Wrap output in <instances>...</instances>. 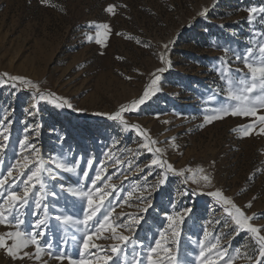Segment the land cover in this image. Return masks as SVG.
Listing matches in <instances>:
<instances>
[{"label": "rangeland", "instance_id": "rangeland-1", "mask_svg": "<svg viewBox=\"0 0 264 264\" xmlns=\"http://www.w3.org/2000/svg\"><path fill=\"white\" fill-rule=\"evenodd\" d=\"M49 2L56 7L40 0H0V178H7L5 194L8 188L22 194L23 181L30 174L28 169L17 165L13 168L15 183L9 182V168L17 160L22 161L24 155L31 158V152L19 144L25 135L40 149L47 169L42 202L47 209L37 208L36 195H30L28 205L9 218L20 216L24 220L21 230L31 232L34 222L46 217L48 227L41 230L47 235L38 238L40 242L50 241L51 251L57 252L68 241L69 255L81 259L84 225L73 221L83 220L86 201L72 196L67 189H92V179L100 171L102 177H111L98 182L101 190L110 193L106 205L109 201L111 204L97 218L102 220L108 211L112 212L110 222L114 223L144 218L136 226L135 245L129 243L108 264H133L136 259L148 264L149 247L155 246L161 230L166 232L167 246L177 264H201L197 260L201 241L208 245L209 241L215 243L216 238L227 255L213 250L209 259L214 264H227L230 258L233 264H256L258 252L251 234L244 230L236 234L235 225L224 210L227 206L216 204L205 194H192L199 193L201 187L192 183L190 177L197 167H203L213 176L215 188L222 189L247 215L256 214L257 218L250 223L261 227L260 234L264 235V134H260L264 125L256 117L226 116L201 127L209 98L219 93L217 99L223 100L226 94L217 69H241L246 73L244 64L235 60V54L243 55L247 48L255 50L264 43V0ZM108 5L116 6L115 15L105 12ZM249 8L257 9L252 22L248 20ZM205 9L206 16H199ZM90 23L93 27H89ZM100 23H108L112 29L104 47L95 43L94 25ZM116 32L124 35L117 36ZM128 36L132 39H127ZM137 40L142 43L137 44ZM164 43L169 44L166 57L172 63L159 74L160 90L137 112L124 114L129 124L138 123L158 141L156 146L164 149L161 158L172 163L176 170H193L184 176L167 173L161 185L163 170L154 165L147 167L153 154L138 148L143 138L134 130L124 131L105 114L142 95L151 74L165 67L159 59ZM227 47L233 52L226 53ZM221 57L226 61L224 65ZM10 76L25 77L37 84L41 93H54L73 107L60 109L55 102L39 101L37 108L32 109L38 93L30 86L11 81ZM259 115H264V109L258 110ZM253 122L256 127L247 137L234 131ZM5 128L9 131L4 132ZM4 135L9 136L7 141ZM172 143L178 147H172ZM88 159L94 162L91 167L87 165ZM74 160L80 162L79 166L72 163ZM57 163H69L74 171H64ZM19 171L25 175H18ZM84 171L88 172L87 177ZM250 176L254 178L249 179ZM38 189L39 186L33 192ZM210 190L214 189L204 188L203 192ZM253 197L256 199L252 207L244 208ZM145 208L147 212L143 211ZM183 209L192 211L176 227L180 235L174 242L166 215L183 214ZM57 216H70L73 221L65 225L56 220ZM217 220L221 223L217 224ZM225 222L229 227H224ZM16 230L14 220L11 225L0 224V235ZM205 230L213 235L205 237ZM118 232L133 235L124 228ZM73 235L77 237L75 242L71 240ZM99 235L101 238L94 236L92 243L100 245V249H89L85 257L91 264H103L99 257L112 256L111 246L119 243L104 238L111 236L110 229ZM4 238L8 244L12 243L6 235ZM23 251L33 253V257L14 260L0 249V264H69L67 258L57 260L47 251L41 253L39 260L35 259L33 245ZM166 257L161 250L153 254L160 264H171Z\"/></svg>", "mask_w": 264, "mask_h": 264}, {"label": "snow or ice", "instance_id": "snow-or-ice-1", "mask_svg": "<svg viewBox=\"0 0 264 264\" xmlns=\"http://www.w3.org/2000/svg\"><path fill=\"white\" fill-rule=\"evenodd\" d=\"M42 4L49 5L52 7H56V5L50 4L49 0H40ZM121 7H127L126 5H121ZM248 11V20L249 22L253 21L254 14L256 13V8H249ZM264 11V10H262ZM105 12L115 15L116 6L108 5L105 8ZM207 9L201 11L198 15L201 17L206 16ZM97 29L95 33V43L100 45L101 47L105 46V41L110 34H112V29L108 23H100L94 25ZM89 27H93L90 23ZM117 36H123L124 33L116 32L114 33ZM127 39H132L131 36L126 37ZM89 41L92 40V37H88ZM137 44H141L140 40L136 41ZM144 47H150L149 44H144ZM219 47V45H217ZM164 52H162L159 56L160 62L165 65V67H160L156 69L154 73L151 74L152 78L150 83L145 87L142 95L132 100L130 103L120 105L119 109L111 114L107 115V119L118 122L119 126L122 127L124 131L134 130L136 134L143 138V143L139 144V149L147 150L149 153L153 154V158L150 161L151 166H158L163 170L161 174V178L159 179V183L162 185L165 183L166 174L167 173H175L176 175L184 176L185 173H193L192 169H180L176 170L173 167V164L168 160L161 158L164 149L156 146L158 141L151 137L150 133L143 129L141 125L137 124H129L128 120L125 119V113H135L139 110L141 105H144L148 99H150L153 95H155L160 89L159 85L161 82V75L168 68L171 67L170 58L166 57V53L169 48L168 43H164L162 45ZM225 52H233L231 47L225 48ZM103 54V53H101ZM118 59H122L118 57ZM221 61V65H224L226 61L223 57L219 58ZM235 60L240 61L244 64V67L247 69V72H243L241 69L232 70L231 68L221 67L217 69L220 74L221 81L224 85L222 91L226 93L223 97V100H218L217 97L219 93H214L208 101L209 107L205 110V114L203 116V124H210L215 120H222L226 116L233 117H256L259 121L260 125H264V115L257 116V112L259 109H264V43H260L257 45L254 50L252 47L247 48L246 52L241 54H235ZM4 76H8L7 73L3 74ZM9 79L13 82H20L25 86H30L32 89H35L38 93L37 102L31 105L32 109L37 108V104L39 101H47L48 103H54L56 108H72L73 106L67 99H62L56 96L54 93H41L39 91V87L37 84L32 83L30 80H27L22 76H10ZM125 79H131V77H125ZM35 99V97H34ZM31 114V113H30ZM99 115V113H98ZM167 123V121H165ZM256 127L255 122L241 125L238 129H234V131H239L242 137H247L251 134L253 128ZM7 128L4 129V132H8ZM260 134H264V127L260 128ZM38 135V133H37ZM4 140L7 141L9 139L8 135H4ZM175 138H172L174 141ZM19 144L22 149L31 152V158L28 155L23 156V160H17L16 165H13L12 168H9L8 178H11L9 182L15 183L16 177H13V168H16L17 165L21 166L22 169H28L30 174L27 175V179L23 181L24 187L22 194L18 193L13 188H8L5 194L6 188V179L0 178V224H13L17 229L16 231H11L0 235V249H4L7 256L12 259H23L24 257H33V253H29L27 251H23V249H27L29 245L35 246L34 258L39 260L41 257V253L47 251L48 254L54 257L57 260L63 261L65 258L68 259L69 264H91V261L85 259L86 255L89 252V249L96 248L100 249V245L92 243L93 237L95 236L97 239L101 238L100 233L108 231L110 229L111 236L104 237L105 239H112L114 241H118L119 243L113 244L111 246L112 256L104 255L99 257V259L103 260V264H108L110 260L113 259L114 256H118L121 252H123L129 243L135 245V232L136 226L141 224V220L143 217L133 218L131 223H114L110 222V217L112 215L111 211H108L107 214H103V219L99 220L97 218V214L101 212L106 206H110L111 202H108L106 205V201L110 193L107 191L101 190L98 182L103 183L105 179H111V177H102L100 171H97L94 179H92V189L88 191H84L80 188H68V192L79 199H83L86 201V207L83 209V220L82 221H73V218L70 216H57L56 220L65 225L69 224L70 221H73L76 224H83L84 235L80 237L82 244L80 246V257L81 259L76 260L73 259L68 253V241H65V247L61 249H57V252L51 251L53 245L50 241H45V243H41L40 239L47 235L46 231L41 229H45L48 227V219L38 218L34 224L32 225L33 231L27 232L21 230V225L24 224V220L20 216L13 217L10 219L9 217L13 212L19 211L21 208L25 207L29 203L30 195H36V207H43L45 210L47 209V205L43 204L44 200V173L47 169L44 166V158L40 154V149L35 147L32 143H30L27 135L23 139L19 141ZM172 147H178L172 143ZM2 147V146H0ZM53 162L55 160L53 159ZM77 166H79V161H73ZM93 160L88 159L87 165L91 167L93 165ZM119 163V161H117ZM31 166V167H30ZM56 166L64 171L72 172L74 168L70 166L69 163H57ZM143 171V170H141ZM151 174V173H149ZM18 175H25L23 171H19ZM84 177L88 176V172H83ZM198 175V179L195 177ZM254 177H249V179H253ZM191 182L194 184H198L201 187V191L196 193L195 191L192 194H205L209 197H212L216 204L225 205V212L227 216L231 218V221L235 225L234 230L238 235L240 230H244L247 233L251 234V239L255 241L256 251L258 255H256V264H264V235L261 233V227L254 226L250 221L257 218L256 214L247 215L245 211L242 210L240 206H238L231 197H228L224 194L222 189L215 188L213 183V176L207 172L203 167H197L195 172L190 177ZM202 182V183H201ZM39 186L37 192H33L34 189ZM63 187V186H62ZM113 189H115V185H111ZM204 188H211L214 190L203 192ZM131 195V193H129ZM97 197H99L97 199ZM256 197H253L244 208H251L252 201L255 200ZM7 205V207H6ZM151 205L149 204V207ZM143 211L147 212V208L143 209ZM191 209H183V214L177 213L175 216L166 215L168 220V228L171 230V236L173 241L175 242V238H178L180 233L176 231V227L185 221V217L189 216L191 213ZM121 215H125L121 213ZM94 218L97 220L94 221ZM91 222V223H90ZM217 224H220L221 221L217 220ZM94 227L95 230L91 231L90 229ZM224 227H229L227 222L224 223ZM119 228H124L127 231L133 233L132 236L123 235L118 232ZM39 230V231H38ZM7 236L11 239L12 243L8 244L4 238ZM213 234L204 231V236L209 237ZM72 242L77 240V237L73 235L71 237ZM158 250H161L163 253L167 254V259L171 261V264H177L176 257L171 253V249L167 246L166 240V232L161 230L159 233V238L155 241V246H150L147 254L148 264H160L159 260L153 259V254L157 253ZM216 250L217 252H222L223 255H227V250L220 249L219 239L216 238V242L212 243L209 241L208 245H205L203 241H201V250L199 255L197 256V260H200L201 264H214V261L210 260L209 257L212 254V251ZM237 254L240 253V249H237ZM206 252L208 255H206ZM22 253V254H21ZM139 254H137L138 256ZM223 258V256H221ZM249 260L252 259L251 256L247 257ZM46 264V262H45ZM133 264H142V261L139 259L134 260ZM227 264H233V259H228Z\"/></svg>", "mask_w": 264, "mask_h": 264}]
</instances>
